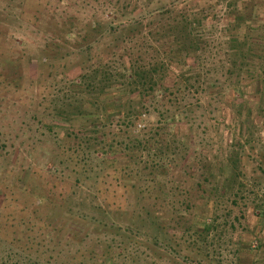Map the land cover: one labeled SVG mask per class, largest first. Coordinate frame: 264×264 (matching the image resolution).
<instances>
[{"label": "rangeland", "instance_id": "obj_1", "mask_svg": "<svg viewBox=\"0 0 264 264\" xmlns=\"http://www.w3.org/2000/svg\"><path fill=\"white\" fill-rule=\"evenodd\" d=\"M0 264H264V0H0Z\"/></svg>", "mask_w": 264, "mask_h": 264}, {"label": "trees", "instance_id": "obj_2", "mask_svg": "<svg viewBox=\"0 0 264 264\" xmlns=\"http://www.w3.org/2000/svg\"><path fill=\"white\" fill-rule=\"evenodd\" d=\"M235 19H238V15ZM180 34L181 35L176 36V41L174 43L176 47H174L172 51L179 57L191 56V54L196 51L193 43H191V35L189 32V35L183 32ZM104 73L107 75L109 74L107 70H104ZM167 78L168 75L163 72V64L160 65V63H156L151 66H146L141 61L132 58L128 65H124L123 71L120 75L115 77L113 83L108 87L125 85L127 88L131 89V92H139V94L145 97L146 94H151V92L161 91L162 87L165 86ZM105 88L106 87L103 86L102 91L105 90ZM131 116L135 118L133 114ZM207 230H209V227H205L201 235L206 233Z\"/></svg>", "mask_w": 264, "mask_h": 264}]
</instances>
